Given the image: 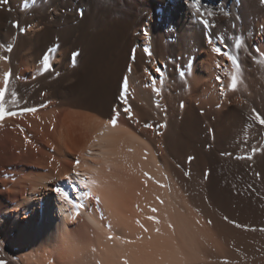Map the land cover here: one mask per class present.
<instances>
[{
    "label": "bare ground",
    "instance_id": "1",
    "mask_svg": "<svg viewBox=\"0 0 264 264\" xmlns=\"http://www.w3.org/2000/svg\"><path fill=\"white\" fill-rule=\"evenodd\" d=\"M0 56L36 109L0 120V264H264L260 0H8Z\"/></svg>",
    "mask_w": 264,
    "mask_h": 264
},
{
    "label": "snow or ice",
    "instance_id": "2",
    "mask_svg": "<svg viewBox=\"0 0 264 264\" xmlns=\"http://www.w3.org/2000/svg\"><path fill=\"white\" fill-rule=\"evenodd\" d=\"M260 3L261 4H264V0H260ZM8 4V0H0V6H3V5H7ZM81 15H83V13L81 12ZM203 23L205 25H207L209 22L208 21H203ZM12 26L14 28H17L20 32H23L25 31L24 28L20 27V24L19 22H14L12 24ZM209 43H211V40H209ZM8 52H11L12 51V48L11 47H8L6 49ZM213 51L216 52L217 54H221V55H226V53H223L222 52V49L219 48V47H216L214 46L213 47ZM134 52V50H133ZM149 55H151V53L149 52L148 53ZM44 64L45 66L48 65V60H47V57L45 56L44 58ZM131 59H135V56L132 55L131 56ZM229 59H231V57H229ZM9 60V57L8 56H0V61H5L7 62ZM130 71V69H129ZM145 71H147V69H145ZM156 72L157 73H161L162 72V69H160L159 67H157L156 69ZM12 76V73H11V70H8L6 72H4L3 74V83H4V87L0 88V120H3L5 119L6 116H11V117H15L16 115H22L23 113L25 112H35L36 109L35 108H28V107H25L19 111H11V110H8L6 111L2 105V102L4 100V97H5V94H6V91H7V85L9 83V78ZM219 79V78H218ZM233 88H235V83L233 82ZM121 88H122V92L123 94H126L127 91H128V83H127V78H124L121 82ZM16 93L13 92L12 93V96L13 97H16ZM120 99V95L117 96V100L119 101ZM15 102V101H14ZM124 113L125 114H129V119H131V115H130V107L129 108H124L123 109ZM253 112H254V119L261 125V126H264V115L260 114V113H256L255 110L253 109ZM119 115H120V108H114L113 111H112V115L110 117V122L115 125L117 123V120L119 119ZM149 127H151V125H148ZM226 155V153H225ZM187 174V173H186ZM57 191H62L60 189H57ZM153 211H155V209H153ZM225 219H227V217H225Z\"/></svg>",
    "mask_w": 264,
    "mask_h": 264
}]
</instances>
